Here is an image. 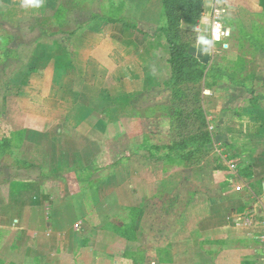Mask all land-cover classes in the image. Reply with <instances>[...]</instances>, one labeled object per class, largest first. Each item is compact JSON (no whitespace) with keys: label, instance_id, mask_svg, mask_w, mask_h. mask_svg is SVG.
Segmentation results:
<instances>
[{"label":"rangeland","instance_id":"1","mask_svg":"<svg viewBox=\"0 0 264 264\" xmlns=\"http://www.w3.org/2000/svg\"><path fill=\"white\" fill-rule=\"evenodd\" d=\"M215 2L213 0L209 9L211 11L207 13L210 30L203 32V35L204 39L213 40V46L207 51L212 57L208 64L224 71L225 75L214 79L212 77L220 72L214 71L204 79L183 86L202 87L201 100L197 105L206 113L209 130L215 134L212 145H207L197 164L190 167L183 166V162L175 157H151L152 152L163 157L167 153L166 146L175 139L172 116L175 100L168 62L169 47L162 32L158 31L166 22L163 1L63 0L64 5L61 4L58 10L54 7L53 11L58 17L60 13L65 16L67 22L63 27L69 31L85 27L92 18L96 23L103 18L106 20V17L123 20L132 26L126 29L132 30L133 36L140 42L148 40L158 46L162 63L158 72L156 69L152 72L153 75L158 74V78L155 77L157 85L150 93L140 96L133 94L131 97L129 93L127 96L117 95L116 107L106 109L105 112L110 113L101 118H52V131L47 134L42 132L41 137H38L46 148H32V193L38 196L36 204L40 205L32 204L33 262L34 256L39 255L38 264H79L82 257L90 261L89 264H174V245L166 243L165 251L158 253L157 234L162 231V227L172 225L171 218L168 221L164 214L168 208L176 206L171 192L174 180L178 186L180 181L177 179L180 176L175 179V173L188 178L194 171L210 170L215 174V171L222 170L219 167L224 166L229 168L228 173L232 171L230 179L234 181L227 184L223 182L222 190L237 186L244 188L246 185L247 189L252 186L255 191H262V182H256L257 185L250 182L251 167L240 165H243L245 156L247 164L253 161L259 169H264V164L261 166L258 159L260 152H257L263 151L264 155V42L255 48L245 36L237 42L231 39L223 41L231 35V29L223 23L227 11L223 5L220 7L225 12L218 22L220 31L228 30L229 35H221L219 42L214 40L213 27L217 25L213 14ZM121 24L117 23L118 29H121ZM17 25L13 24L12 27L18 28ZM1 28L0 65L5 64L8 57L17 55L14 53L15 39L7 33L13 28H5V31ZM185 30L189 33L188 38L194 39L193 43L201 42L199 32L187 26ZM257 49L263 51L257 53ZM130 87L127 89L134 93L135 87ZM255 97L261 98L259 109L251 107V100ZM236 115L248 116L250 120H244L246 124L240 129L234 118ZM251 116L255 119L251 120ZM43 123L48 125L47 121ZM226 123L233 129L231 134L238 132L243 138L234 137L236 139L232 145L216 144V137ZM60 127L68 129V134L59 133ZM70 127L78 128L83 133L73 132ZM8 136L11 137V133ZM16 138L21 140L22 135ZM252 141L257 145L255 148L250 143ZM17 147L14 146L12 153L10 149L0 158L1 189L12 186L21 173L16 174L12 170L17 164L21 166L18 160H22L25 155L23 149ZM36 177L43 184L33 181ZM163 178L165 184L162 183ZM198 182L201 183L200 180ZM199 189H203L201 184L196 183L194 187L187 188L182 184L185 193ZM40 191L44 193L42 195H51L50 199L54 203L58 198L66 201V205L76 203L74 208H65L60 216V220L69 225L68 229L43 227L45 221L42 216L47 218L48 215L41 212L46 205L43 199H39ZM42 198L47 200L45 196ZM10 237L7 232L0 235V250L8 249L4 240ZM255 239L253 246L256 251H264V233ZM24 241L30 244L27 239ZM93 250L99 258H103L101 262H91ZM16 258L15 264H28L24 250Z\"/></svg>","mask_w":264,"mask_h":264},{"label":"crops","instance_id":"2","mask_svg":"<svg viewBox=\"0 0 264 264\" xmlns=\"http://www.w3.org/2000/svg\"><path fill=\"white\" fill-rule=\"evenodd\" d=\"M61 4L64 5L63 0H43L40 8L25 9L21 7V0H0V28L5 31V28H13V24L19 25L6 31L15 39L14 53L17 55L8 57L7 62L0 65V158L10 149L12 153L14 146L21 147L25 153V158L18 160L21 166L17 164L12 168L16 174L21 172L13 185L6 190L0 186V235L5 232L11 235L4 240L8 249L0 250V264H15L16 256L23 250L28 264L33 262L32 204L40 205L36 204L38 196L32 193V148H46L38 137L42 132L52 131L50 124L54 120L51 119L101 118L110 113H106V109L116 107L117 95L127 96L129 93L130 97L133 94L140 96L150 93L157 85L154 79L158 74H152L154 69L159 71L162 63L157 45L148 40L140 42L122 22L121 29H118V22H109L107 17L97 23L92 18L85 27L69 31L63 27L67 22L63 13L58 17L53 11L55 6L58 10ZM211 5L213 0H204L203 17L196 23L183 22L185 28L199 32V39L205 38L203 32L210 30L207 13L211 11ZM223 7L227 9L223 23L231 29V35L223 41L231 39L237 42L245 36L250 39L249 44L260 47V42H264L262 0H223ZM201 42L193 43L190 50L202 62L210 63L211 54L203 51L205 45ZM255 51L261 53L263 50ZM129 86L135 87L134 93L127 89ZM234 118L239 128L246 124L244 120H250L248 116L236 115ZM60 128L57 129L59 133L68 134V129ZM70 128L73 132L83 133L78 128ZM232 130L226 123L216 137V144L232 145L236 138H243L238 132L231 134ZM19 134L22 135L21 140L16 138ZM5 143L7 145L2 146ZM250 143L254 148L257 146L253 141ZM257 152H260L258 159L262 166L263 151ZM244 157L240 166L251 167L250 182L254 185L262 182V191H255L252 186L247 189L246 185L244 188L237 186L222 190L223 182L234 181L230 179L232 171L228 173L227 167L215 171V174L210 170L194 171L189 179L175 173V179L180 176L178 186L172 176L174 186L171 193L176 206L164 212L168 221L171 218L172 225L162 227L158 232V253L165 251L167 243L175 247L172 250L174 264H264V251H256L253 246L255 238L264 233V180L261 181L264 169H259L253 161L247 164ZM164 179H161L163 184L166 183ZM39 180V177L33 179ZM196 183L203 189L182 191V184L187 188L194 187ZM50 196L41 194L39 197L46 205L41 212L48 215L47 218L42 216L45 221V226H42L68 229L69 225L61 221L60 216L65 208H74L76 203L66 205L62 198L55 199L54 203ZM25 238L30 244L24 241ZM92 253L91 262H101L103 258H99L95 250ZM34 257L33 264H38L40 256ZM89 262L82 257L79 264Z\"/></svg>","mask_w":264,"mask_h":264},{"label":"trees","instance_id":"3","mask_svg":"<svg viewBox=\"0 0 264 264\" xmlns=\"http://www.w3.org/2000/svg\"><path fill=\"white\" fill-rule=\"evenodd\" d=\"M166 22L159 28L166 39L169 49L168 62L171 68V80L173 85V124L175 127V139L166 146V154L163 157L156 156L152 152L151 157L156 159L177 158L183 162V166L190 167L197 164L199 156L204 153L207 145L214 142L215 134L209 130V123L204 110L197 105L201 100L202 87H183L190 82L204 79L209 73L220 71L212 78H220L224 71L211 67L194 55L190 48L194 42L188 38L189 33L182 26L183 22H198L204 14V0H162ZM264 5V0H262ZM109 22H122L125 27L132 26L123 20L107 17ZM191 36V35H190ZM255 97L251 100L254 108H259V100ZM178 100V102L176 101ZM7 145L6 143L2 146ZM1 146V145H0ZM156 148H150L154 150ZM219 168L225 169L224 166Z\"/></svg>","mask_w":264,"mask_h":264},{"label":"clouds","instance_id":"4","mask_svg":"<svg viewBox=\"0 0 264 264\" xmlns=\"http://www.w3.org/2000/svg\"><path fill=\"white\" fill-rule=\"evenodd\" d=\"M42 4H43V0H21V7L25 9H29V8L38 9L42 6ZM221 35L228 36L229 31L225 30L223 33H221L220 25L217 24L213 30L214 40L219 41ZM202 43L205 45L203 49L204 52L209 51V49L213 46V40L211 39H202Z\"/></svg>","mask_w":264,"mask_h":264},{"label":"built area","instance_id":"5","mask_svg":"<svg viewBox=\"0 0 264 264\" xmlns=\"http://www.w3.org/2000/svg\"><path fill=\"white\" fill-rule=\"evenodd\" d=\"M220 5H223V0H216L215 6H214V9H213V14H214V18H215L214 19L215 25L216 24H220L218 22V20H220L221 14L225 12L224 9H221L222 6L220 7ZM221 33H223V31Z\"/></svg>","mask_w":264,"mask_h":264},{"label":"water","instance_id":"6","mask_svg":"<svg viewBox=\"0 0 264 264\" xmlns=\"http://www.w3.org/2000/svg\"><path fill=\"white\" fill-rule=\"evenodd\" d=\"M202 39H204L203 37L200 38V41H202Z\"/></svg>","mask_w":264,"mask_h":264}]
</instances>
